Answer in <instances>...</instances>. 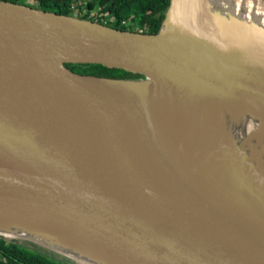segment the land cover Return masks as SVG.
Listing matches in <instances>:
<instances>
[{"label":"water","instance_id":"95a60500","mask_svg":"<svg viewBox=\"0 0 264 264\" xmlns=\"http://www.w3.org/2000/svg\"><path fill=\"white\" fill-rule=\"evenodd\" d=\"M220 1L170 0L156 34L0 1V222L99 264H264L259 168L236 151L216 164L189 152L201 104L264 125V33Z\"/></svg>","mask_w":264,"mask_h":264},{"label":"bare ground","instance_id":"6f19581e","mask_svg":"<svg viewBox=\"0 0 264 264\" xmlns=\"http://www.w3.org/2000/svg\"><path fill=\"white\" fill-rule=\"evenodd\" d=\"M234 1L237 7L235 19L244 20L246 24L256 19L257 28L264 33V0ZM248 3H252V6L247 5ZM205 100L212 102V100ZM201 108L204 110L202 116L206 113L203 116L202 129L200 130L202 137L199 139L197 135L192 134L189 152H201L203 158L216 164L221 159L222 153L231 152L234 154L236 151L245 162L251 163L252 167L259 168V175L262 174L264 177V147H262L264 144V129L262 127L264 125L255 118L257 116L242 115V111L232 109L230 106L221 107L223 114L219 109V103L212 107L201 104ZM221 116L222 120L219 119ZM241 176L243 177V175ZM0 234L32 239L39 243L47 242L51 247L82 264H99L75 249L66 248L69 246L62 241L48 242L40 239L32 228L24 224L0 222Z\"/></svg>","mask_w":264,"mask_h":264},{"label":"trees","instance_id":"16d2710c","mask_svg":"<svg viewBox=\"0 0 264 264\" xmlns=\"http://www.w3.org/2000/svg\"><path fill=\"white\" fill-rule=\"evenodd\" d=\"M61 15H75L123 31L156 34L170 0H0ZM71 70L108 78L138 79L141 75L101 64H68ZM0 264H66L13 242L0 239Z\"/></svg>","mask_w":264,"mask_h":264},{"label":"rangeland","instance_id":"374dc122","mask_svg":"<svg viewBox=\"0 0 264 264\" xmlns=\"http://www.w3.org/2000/svg\"><path fill=\"white\" fill-rule=\"evenodd\" d=\"M207 1H209V3H211L212 5H214V6L218 7V8L222 7V5H223L222 1H220V0H207ZM223 8H224V6H223Z\"/></svg>","mask_w":264,"mask_h":264}]
</instances>
